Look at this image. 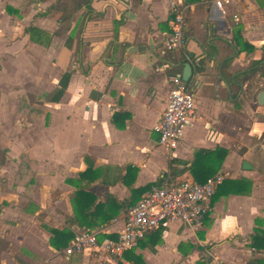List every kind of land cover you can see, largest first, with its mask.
<instances>
[{
    "label": "crops",
    "instance_id": "obj_1",
    "mask_svg": "<svg viewBox=\"0 0 264 264\" xmlns=\"http://www.w3.org/2000/svg\"><path fill=\"white\" fill-rule=\"evenodd\" d=\"M172 2L187 5L186 44L167 51ZM90 7L80 30L82 0H0V264H135V255L143 264L264 258V249L251 245L256 230H264V105L256 99L264 90V0H223L221 8L206 0H91ZM30 27L43 32L35 33L40 42ZM149 37L153 49L127 50ZM184 62L192 65L186 82L194 117L177 147L167 149L153 127ZM64 73L66 87L52 101ZM216 147L227 149L217 171L223 180L251 184L222 187L197 228L167 223L145 234L130 259L123 258L127 250L119 257L67 255L69 242L51 243V229L64 228L116 239L132 206L131 188L194 181L189 166L196 151ZM244 160L251 169L242 168ZM78 190L95 198L91 210L114 197L117 214L93 228L71 224L73 203L83 204L73 199Z\"/></svg>",
    "mask_w": 264,
    "mask_h": 264
},
{
    "label": "built area",
    "instance_id": "obj_2",
    "mask_svg": "<svg viewBox=\"0 0 264 264\" xmlns=\"http://www.w3.org/2000/svg\"><path fill=\"white\" fill-rule=\"evenodd\" d=\"M221 8L223 0H206ZM187 5L172 2L169 5L168 32L163 41L167 51L181 50L186 44L184 26ZM238 19L239 15H234ZM172 89L167 95L164 109L153 129L158 133V143L174 149L183 137L185 128L194 117V94L181 79L173 75ZM223 180L217 173L204 182L182 180L165 182L153 187L125 214L124 223L116 239L98 240L97 232L81 230L74 233L64 253L102 251L119 257L125 250L134 247L145 234L170 222H180L187 227L197 228L211 210V198L215 188Z\"/></svg>",
    "mask_w": 264,
    "mask_h": 264
},
{
    "label": "trees",
    "instance_id": "obj_3",
    "mask_svg": "<svg viewBox=\"0 0 264 264\" xmlns=\"http://www.w3.org/2000/svg\"><path fill=\"white\" fill-rule=\"evenodd\" d=\"M90 1L91 0H82V4L85 6L86 12H85L84 17L82 18V23L80 24V30L83 28V23H84V20L86 18V15H88L90 13V11H92V8L90 7ZM64 16L66 17V16H70V15L67 14ZM28 32H29L30 37L33 41L40 42L39 38L35 37V36L39 35L40 33H43V32H41V30L34 28V27H30L28 29ZM35 33H36V35H35ZM68 78H69V73H64L62 75V77L59 81V88L49 98L50 100L57 101L60 98V96L62 95V93L64 91V88L66 87ZM185 84L188 86V82H185ZM114 116H113V120H114ZM226 154H227V149L222 148V147H216L215 149H200V150L196 151V153L194 155V159L189 166V171H190L194 181L201 183V182H204L205 179L208 178L209 176L215 175V173H217V171L220 169L221 163H222L224 157L226 156ZM128 168H129V170H133L135 172V168L130 167V166H128L127 169ZM89 170L90 169H87V171L85 170L84 172L80 173L79 175L81 177H83V176H85V173L88 174V172L89 173L91 172ZM93 171H95V170H93ZM242 181L248 182L245 179L221 181L220 185L218 184L217 189H216L213 197L211 198V201L214 198H216L217 196H219L220 189L226 185L228 186L229 185L228 183L236 184V183H238V182L240 183ZM248 183L251 184L250 182H248ZM159 185H160L159 183L154 182V183H149L142 188H136V189L131 188V192H132L133 197L130 199V202H132V206L135 205L140 200L142 194L147 193L152 187L159 186ZM231 192H236V191L231 190ZM73 199H80L83 202V204L80 206V205H77L76 203H73L72 208H73L74 217L72 219L71 224H75L76 226L82 227V228L83 227L93 228L95 226H99V225L103 224L104 222H107V220H109L110 218L114 217L117 214L118 209H119V207L115 208V204H113V202L115 203L114 197H110V199L106 203L107 206L105 204H99L98 203V204H95V208L91 210L90 204L94 203L95 198L90 193H87L83 190H78L75 193V197ZM104 208L106 210H103ZM112 208L113 209L115 208V209L113 210ZM130 208H128V210ZM128 210H126V213ZM83 216H86L87 221L84 220ZM97 217L100 218L99 222L95 221V218L97 219ZM152 231H154V230H152ZM51 234H52L51 243L53 245H55L54 244L55 238L59 239L61 241L62 246H66L67 243L69 242V240H71L73 237L72 231H70L68 228H64L62 230L51 229ZM103 237L104 236H102V238ZM102 238L99 237L98 240H101ZM141 239H139L138 242ZM251 245L254 246L255 248L264 249V230L263 229L256 230V232L251 236ZM132 252H133V249L125 251L123 253V258L124 259H130L131 257H129V254ZM139 259L140 258L138 255L132 256V260L135 264H143L139 261ZM253 263L254 264H264V258L256 259L253 261ZM116 264H124V263L122 261H118Z\"/></svg>",
    "mask_w": 264,
    "mask_h": 264
},
{
    "label": "water",
    "instance_id": "obj_4",
    "mask_svg": "<svg viewBox=\"0 0 264 264\" xmlns=\"http://www.w3.org/2000/svg\"><path fill=\"white\" fill-rule=\"evenodd\" d=\"M147 48L153 49V43H152L151 37L148 38L146 45L131 46L127 50L129 52H135V51H144ZM183 65L184 66H183L182 73H181V79L184 82H186L191 77L192 65L190 62H184ZM256 99L260 105H264V90H261L258 92ZM242 168L243 169H251V165H249V163L246 160H244L242 162Z\"/></svg>",
    "mask_w": 264,
    "mask_h": 264
}]
</instances>
